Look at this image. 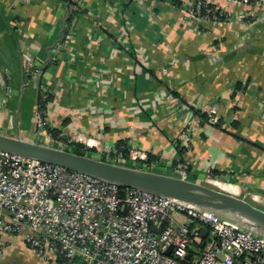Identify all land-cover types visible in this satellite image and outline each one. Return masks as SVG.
<instances>
[{"label": "crops", "instance_id": "crops-1", "mask_svg": "<svg viewBox=\"0 0 264 264\" xmlns=\"http://www.w3.org/2000/svg\"><path fill=\"white\" fill-rule=\"evenodd\" d=\"M181 2L0 0V133L51 146L47 125L67 121L62 134L95 150L124 140L167 170L154 172L183 164L191 181L264 197V20L198 23ZM40 86L53 95L45 123ZM0 242V264H60L22 233Z\"/></svg>", "mask_w": 264, "mask_h": 264}, {"label": "built area", "instance_id": "built-area-1", "mask_svg": "<svg viewBox=\"0 0 264 264\" xmlns=\"http://www.w3.org/2000/svg\"><path fill=\"white\" fill-rule=\"evenodd\" d=\"M177 1L187 18L198 23L264 20V0ZM33 66L25 56L23 68ZM31 73L36 79L38 71ZM205 114L207 123H222L216 106ZM38 117L46 122L41 112ZM67 146L58 142L56 147ZM105 153L96 148L90 156L127 165V160L135 164L149 154L132 146L128 158ZM178 171L187 179L186 165ZM204 227L209 230L205 238ZM5 233H22L40 258L60 264H264V235L231 216L0 150V236Z\"/></svg>", "mask_w": 264, "mask_h": 264}, {"label": "water", "instance_id": "water-1", "mask_svg": "<svg viewBox=\"0 0 264 264\" xmlns=\"http://www.w3.org/2000/svg\"><path fill=\"white\" fill-rule=\"evenodd\" d=\"M37 82L40 84V77L37 78ZM0 150L59 164L68 169L83 171L123 187H137L186 203L207 207L223 215L231 216L241 222L245 228L264 235L263 209L254 206L244 197L199 182L152 170L111 163L92 156L80 155L67 149L2 133H0ZM208 233V228L204 227L202 236L205 238ZM204 245L205 241L202 243V246ZM170 250L167 252L168 254Z\"/></svg>", "mask_w": 264, "mask_h": 264}, {"label": "trees", "instance_id": "trees-1", "mask_svg": "<svg viewBox=\"0 0 264 264\" xmlns=\"http://www.w3.org/2000/svg\"><path fill=\"white\" fill-rule=\"evenodd\" d=\"M31 76H32V73L30 72L28 74V77H31ZM52 100H53V95L49 91L45 90L43 87L40 86L39 92H38L37 104H38V110H39V112H41L42 116L46 117V115H48L49 103ZM203 116H206V114H203ZM66 125H67V121H65L61 126H59L57 128L56 127L52 128L49 125H47V128H48L49 132H51L52 136L55 139H58V140L60 139L64 142L68 143L70 148L67 150L75 152V153L80 154V155H88V156H90L92 154V152H95L94 148H88L82 143L71 141L69 136H64L62 134V132H63V128ZM116 149H117L116 153H113L111 150L110 154L113 156H115V154L122 155L123 158L129 157V145L124 140L123 141L121 140L116 144ZM182 151H183V149L180 151L181 154H182ZM106 153L108 154V151H106ZM157 160L158 159H157L156 155L149 153L148 159L145 161H139L140 163H138L137 166H138V168L152 170V165H154ZM130 164H131V162H130ZM174 164H176V162H174ZM131 165H129V166H131Z\"/></svg>", "mask_w": 264, "mask_h": 264}, {"label": "rangeland", "instance_id": "rangeland-1", "mask_svg": "<svg viewBox=\"0 0 264 264\" xmlns=\"http://www.w3.org/2000/svg\"><path fill=\"white\" fill-rule=\"evenodd\" d=\"M64 136H66V135H64ZM56 140H57V141H55L51 146L56 147V146L58 145V142H59V143H64V144L68 145L67 142H64V141H62V140H60V139H59V140L56 139ZM70 140H71V138H70ZM71 141H72V140H71ZM84 145H85V144H84ZM65 148H66V149H69L70 146L68 145V146L65 147ZM109 152H110V151H109ZM93 153H94V152H92V154H93ZM92 154H91V155H92ZM116 158L118 159V157H116ZM114 160L117 161L116 159H114ZM130 162H131V161L127 160V161L125 162V164H127V165L129 166V165H131ZM138 163H140V162L137 161V163L132 164L130 167L138 168V166H137ZM152 170H153V171H160V172L167 171V170H165V169L159 167L158 165H156V166H152ZM167 173H170V172H167ZM170 174H173V173L171 172ZM175 176H178V175H175ZM214 179H216V178H214ZM215 182H216V181H215ZM199 183L204 184V185H209V186L215 188V187L212 186L210 183H208L206 180L203 181V182H199ZM216 183L218 184V183H220V182H216ZM221 183H223V182H221ZM215 189H218V188H215ZM218 190H219V189H218ZM253 194L258 195V196H259V199H262V200H260V201L263 202V194L258 193V192H251L250 195L247 194V197H246L245 199L248 200L250 203H252L254 206H256V207H258V208H264V205H262V202H259L258 200H255V199H254ZM241 197H242V196H241Z\"/></svg>", "mask_w": 264, "mask_h": 264}, {"label": "bare ground", "instance_id": "bare-ground-1", "mask_svg": "<svg viewBox=\"0 0 264 264\" xmlns=\"http://www.w3.org/2000/svg\"><path fill=\"white\" fill-rule=\"evenodd\" d=\"M211 184V183H210ZM212 185V184H211ZM209 186V185H208ZM213 186V185H212ZM215 187V186H214Z\"/></svg>", "mask_w": 264, "mask_h": 264}]
</instances>
